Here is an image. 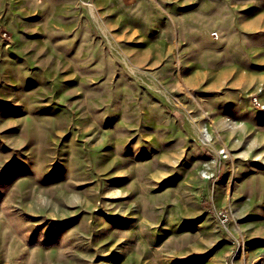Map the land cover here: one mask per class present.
<instances>
[{"label": "rangeland", "instance_id": "rangeland-1", "mask_svg": "<svg viewBox=\"0 0 264 264\" xmlns=\"http://www.w3.org/2000/svg\"><path fill=\"white\" fill-rule=\"evenodd\" d=\"M0 264H264V0H0Z\"/></svg>", "mask_w": 264, "mask_h": 264}]
</instances>
